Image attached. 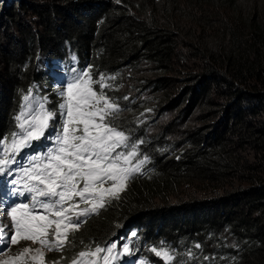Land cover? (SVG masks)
<instances>
[{
    "label": "trees",
    "instance_id": "obj_1",
    "mask_svg": "<svg viewBox=\"0 0 264 264\" xmlns=\"http://www.w3.org/2000/svg\"><path fill=\"white\" fill-rule=\"evenodd\" d=\"M87 68L114 77L116 123L149 162L61 263L131 227L170 264H264V0H0V139L24 95L55 100Z\"/></svg>",
    "mask_w": 264,
    "mask_h": 264
},
{
    "label": "snow or ice",
    "instance_id": "obj_2",
    "mask_svg": "<svg viewBox=\"0 0 264 264\" xmlns=\"http://www.w3.org/2000/svg\"><path fill=\"white\" fill-rule=\"evenodd\" d=\"M106 79L114 77L94 75L91 68L80 70L67 83L66 92L61 91L56 110L47 109L45 101L34 99L31 91L23 96L14 130L0 139V177L6 189L0 191V205L8 198H25L24 202L13 199L0 212V256L5 257L0 264H46L45 251H63L69 233L79 230L99 208L119 199L127 183L142 174L149 162L139 152L144 141L130 142L116 123L121 108L106 94L110 87ZM42 139L55 146L39 154L25 151L37 152L33 142ZM21 241L39 247L24 246L15 256H6ZM116 249L112 242L106 248L95 247L94 252L81 251L79 257L106 253L103 264H111L121 255ZM150 251L164 264L175 260L167 249L153 246ZM122 252L130 255L129 245H122ZM72 264L79 261L74 259Z\"/></svg>",
    "mask_w": 264,
    "mask_h": 264
},
{
    "label": "rangeland",
    "instance_id": "obj_3",
    "mask_svg": "<svg viewBox=\"0 0 264 264\" xmlns=\"http://www.w3.org/2000/svg\"><path fill=\"white\" fill-rule=\"evenodd\" d=\"M249 5H252V3H258V0H247ZM66 85H64V87L62 89H60V91H58V95L60 97H58V99L56 100H51L52 97L49 95V91L48 89L45 87V85L42 86V88H38L37 91L32 92L31 95L34 99L37 100H44L46 103V107L47 109L50 110H56L57 106L59 103H61V91H65L66 92ZM24 103V101L22 100L21 105ZM21 108V106H20ZM45 135H48V133L46 132ZM38 142H42L44 144V151L47 150L48 147H54L55 145L52 143V141H44L42 139V141H38ZM81 207H84V205H81ZM131 228V227H130ZM130 228H128V230L126 231L127 236H132V233L134 232V230H130ZM72 232V231H71ZM128 241L126 239H121L119 240V238L117 240L111 241L110 243H108L107 245H105L102 248H106L108 246L111 245L112 242H115L117 244V252H120L121 255L117 256L115 261L111 262V264H140L141 260H149L151 262V264H156L157 262H163L164 261L159 258L156 257L149 249L150 253H151V257H146V256H142L139 252H135V249L131 248V254L130 255H125L122 252V245L127 244L128 245ZM24 246H30L31 248L35 249L37 247H39V245L36 244H31V242H25V241H21L19 244H16L13 246L12 250L10 253L6 254V256H15L18 252H20L22 250V248ZM47 252H51L52 253V259L49 257H45V261L46 264H53V261H56L57 264H61L60 263V254L61 251H45V253ZM81 252V251H80ZM75 254L74 256L70 257L69 261L66 264H72V261L78 260L79 264H103V260L102 257L104 255H106V253H101L100 257H96V256H89L86 255L85 257H79V253ZM85 252H94L93 250H88ZM5 258L4 256H0V259ZM68 258V257H67ZM29 264H31V261H29Z\"/></svg>",
    "mask_w": 264,
    "mask_h": 264
},
{
    "label": "clouds",
    "instance_id": "obj_4",
    "mask_svg": "<svg viewBox=\"0 0 264 264\" xmlns=\"http://www.w3.org/2000/svg\"><path fill=\"white\" fill-rule=\"evenodd\" d=\"M129 228H130V227H129ZM118 229H123V225L119 226ZM127 230H128V229H127ZM127 230H126V231H127ZM130 230H131V229H130ZM132 230H134V229H132ZM134 232H135V231H134ZM123 234H125V235L127 236L128 233H125V232H124ZM127 237L130 238V237H133V236H127ZM113 240H114V239H113ZM113 240H111V241H113ZM111 241H109L108 243H110ZM108 243H107V244H108ZM107 244H106V245H107ZM13 246H14V245H13ZM135 252H136V251H135ZM139 253H140V252H139ZM76 254H77V253H76ZM140 254H141V253H140ZM72 256H74V255H71L70 257H72ZM142 256H143V255H142ZM151 256H152V255H151V253H150V257H151ZM70 257L67 258L66 263L69 261ZM148 258H149V257H148ZM60 263H61V261H60ZM159 263H163V262H157L156 264H159ZM61 264H62V263H61Z\"/></svg>",
    "mask_w": 264,
    "mask_h": 264
}]
</instances>
